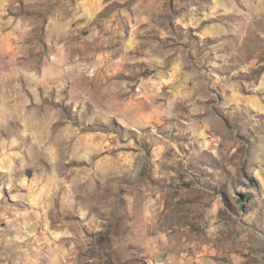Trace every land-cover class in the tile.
I'll use <instances>...</instances> for the list:
<instances>
[{
	"label": "clouds",
	"instance_id": "clouds-1",
	"mask_svg": "<svg viewBox=\"0 0 264 264\" xmlns=\"http://www.w3.org/2000/svg\"><path fill=\"white\" fill-rule=\"evenodd\" d=\"M241 91L259 107H233ZM218 126L224 149L194 146ZM161 134L191 163L187 186L158 177L177 210L162 247L187 237L197 264H264V0H0V245L24 229L30 264H140L117 231L153 178L112 149ZM5 188L38 193L33 208ZM49 221L70 239H41Z\"/></svg>",
	"mask_w": 264,
	"mask_h": 264
},
{
	"label": "rangeland",
	"instance_id": "rangeland-1",
	"mask_svg": "<svg viewBox=\"0 0 264 264\" xmlns=\"http://www.w3.org/2000/svg\"><path fill=\"white\" fill-rule=\"evenodd\" d=\"M86 11L90 10L86 9ZM9 15L11 16L12 14L9 13ZM98 15H102V12L98 13ZM253 71L258 70L253 69ZM229 97L233 107L245 108V106H249V110L251 107H259V104H256L253 98L245 95L243 91L238 93L230 92ZM196 111L197 108L193 106V112L195 113ZM140 119L145 124L150 123L152 121L151 113H141ZM218 127L219 130L209 127L199 137L194 138L196 139L194 146L208 155H213L224 149L226 147V138L230 142L232 137L226 127ZM131 143L136 144L137 147L112 149L118 155L120 165H132L134 167L140 165L151 171L153 179L149 186L140 192L143 199L140 200L139 204L135 200L131 201V214L127 216L126 224L121 222L118 226L116 243L120 244L121 247L127 245L128 248H135L138 254H141L140 264H197L200 253L199 251H194L187 237H181L182 244L177 241V244L171 247H162L167 239L163 233L166 229L173 227L170 216L177 210L172 208L170 212L169 200L164 196L157 198L159 192L163 190L160 187L162 181L158 179L162 175L166 176L170 172L176 173L168 177L172 182L168 187L179 186L181 182H184V185L187 186L191 182V173L189 171L191 163L187 155L189 152L188 146L175 144L171 137L163 134L152 141L145 140L142 143L131 141ZM137 152L141 154L138 155ZM0 153H2V149H0ZM80 163L83 165L86 161H81ZM103 164L108 169H115V164L112 160H106ZM3 166L2 156H0V168H3ZM178 169H182V171L178 172ZM26 175L29 179L31 178L30 172L26 173ZM4 191L8 205L13 206L20 212L31 210L38 197V193L32 194L29 203H24L14 199L13 195L7 194V188ZM20 195H24V192H21ZM211 211L214 212L215 208H212ZM21 219L23 220V218ZM5 225L6 221L0 222V227H5ZM189 230L191 231V229ZM40 231L39 229L37 230L38 235ZM169 234L174 235V232ZM9 235L11 236V241L0 245V252L6 256L7 264H30L29 257L35 259L36 253L31 248H28L27 245L33 242L32 247L34 248L36 246L34 243L35 238L27 237L24 243L21 244L16 239V236L19 235L21 239L26 237L27 230L24 229H21L19 233L12 232ZM41 239H49V241L54 239L56 243H59L62 240L70 239V237L63 232L52 231L51 222L49 221V232L43 233ZM129 241H132V243L129 244ZM46 246H50V243ZM260 246L264 247V238H261ZM65 247L69 246L66 245ZM79 255L80 253H77L78 257Z\"/></svg>",
	"mask_w": 264,
	"mask_h": 264
}]
</instances>
